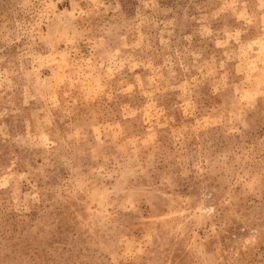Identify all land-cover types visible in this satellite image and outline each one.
I'll use <instances>...</instances> for the list:
<instances>
[{
  "label": "rangeland",
  "instance_id": "rangeland-1",
  "mask_svg": "<svg viewBox=\"0 0 264 264\" xmlns=\"http://www.w3.org/2000/svg\"><path fill=\"white\" fill-rule=\"evenodd\" d=\"M0 264H264V0H0Z\"/></svg>",
  "mask_w": 264,
  "mask_h": 264
}]
</instances>
